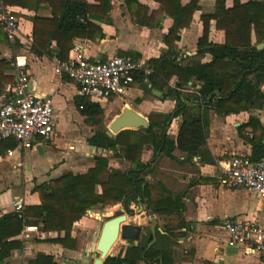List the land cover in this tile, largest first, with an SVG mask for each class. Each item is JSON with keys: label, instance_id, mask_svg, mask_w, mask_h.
Listing matches in <instances>:
<instances>
[{"label": "trees", "instance_id": "trees-1", "mask_svg": "<svg viewBox=\"0 0 264 264\" xmlns=\"http://www.w3.org/2000/svg\"><path fill=\"white\" fill-rule=\"evenodd\" d=\"M199 1L190 0L187 5H182V0H161L159 9L148 16L149 9L140 0H124L132 22L140 27L160 29L166 16L173 21L164 41L171 50L159 59H150L146 66L151 74L138 73L133 85H140L147 93L152 89L165 92V96L176 101V108L170 114H151L148 128L122 131L116 137L110 138L107 129L101 127L88 139V144L113 151L115 159L130 162L132 168L123 171L112 167L109 158L96 157L94 167L85 174L67 173L37 186L34 192L39 196L40 205L26 206L21 218L15 213L0 218V264L13 251L22 249L23 242L15 238L25 227H37L44 234L63 232L65 247L74 249L77 243L73 236L74 227L90 212L122 204L127 212L133 213L132 205L145 203L156 216H178L179 223L162 230L164 233L157 231V242L149 250L147 247L153 240L150 229L144 242L122 249L104 264H176L173 238L177 230L189 226L182 218L185 211L183 196L165 199L153 196L154 186L146 182L152 166L141 161L143 152L145 149L153 151L152 163L160 155L176 159V150L185 153L188 160L197 156L205 159L211 112L227 117L264 108V48L258 49L264 44V0H248L247 3L233 0L231 8L226 6L227 0H218L214 14L202 17L204 32L198 42L196 57L178 61L179 54L174 45L180 40V31L190 26L194 13L200 9ZM7 3L34 11L42 5L48 6L51 18L38 15L30 18L33 24L32 50L36 55L61 61L69 59L77 39L101 42L105 38L102 24L110 23L112 10V0H95L94 3L88 0H7ZM212 20L216 22V29L225 33L224 44L210 42ZM54 42L58 50L55 54L52 51ZM0 44H9L1 25ZM18 47L20 45L16 44L15 48ZM205 56L209 61H202ZM130 60L136 61L134 58ZM13 63L14 58H0V91L15 82V75L9 74ZM174 77L177 83L172 87L170 82ZM191 88L197 93L183 97L184 91ZM216 91L219 95H215ZM75 106L88 121L102 126L105 110L100 103L77 96ZM177 118L182 119V123L174 138L168 134V129ZM238 130L252 146L249 159L254 162L264 159L261 120L251 117ZM15 147L12 140H0V155ZM210 161L215 163L213 159ZM30 264L56 263L52 256L39 254Z\"/></svg>", "mask_w": 264, "mask_h": 264}, {"label": "crops", "instance_id": "crops-1", "mask_svg": "<svg viewBox=\"0 0 264 264\" xmlns=\"http://www.w3.org/2000/svg\"><path fill=\"white\" fill-rule=\"evenodd\" d=\"M88 1L94 3L95 0ZM160 1L140 0L148 7V16L159 9ZM217 1H199L200 9L194 13L190 26L180 31V40L174 45V50L179 54L178 61L196 57L198 42L204 32L202 17L214 14ZM189 2L190 0H182V5H187ZM241 2L247 3L248 0ZM10 6L21 21L22 40L33 42V24L30 18L36 15L44 18L52 17L46 5H42L37 11L19 5ZM226 6L231 8L233 0H227ZM172 24V19L166 16L160 29L140 27L132 22L124 0H112L110 23L102 24L105 38L99 43L77 39L75 45L83 48L85 58L90 61H106L119 56L134 58L135 62L147 67L146 63L150 59H159L171 50L164 41ZM209 40L217 44L225 43V33L216 29L214 20L210 22ZM17 44L20 47L0 44V58L15 59L18 55L17 51H20L19 55L26 56L31 92L37 98L51 102L56 125L51 140L40 142L30 150L16 151L12 157H7L6 152L0 155V218L13 213V203L20 198L25 200L26 206L40 205L39 196L34 192L37 186L67 173L85 174L94 167L96 157L109 158L110 165L114 168L130 170L132 168L130 162L115 159L113 151L106 152L90 146L88 139L101 127L109 128L126 107H130L148 121L153 113L170 114L176 108V101L165 96V92L157 90L162 93L163 98L158 97L153 94V90L156 89H152L150 84L148 88L152 89L151 93L134 84L124 95L113 96L99 102L105 110L106 121L98 129L99 126L88 121L75 106L77 85L68 77L58 76L55 73L57 58L36 55L32 50L33 45L27 47L22 42ZM52 51L54 54L58 51L55 42L52 43ZM202 61H209V57L205 56ZM9 74L15 75L16 80L13 67ZM176 83L177 78L174 77L170 85L175 87ZM184 92L183 96L192 94L194 89ZM75 110L76 114H74ZM251 117L260 119L264 126V108L227 117L211 112L210 133L207 139L208 154L205 159L197 156L188 160L185 153L176 150L174 152L176 159L160 155L152 163L153 151L145 149L143 152L141 161L152 166L146 178L148 183L154 186L153 196L163 199L183 196L182 204L185 206V211L182 218L189 226L177 230L176 237L173 238L176 242V264H264V260L258 254H247L245 248L234 246L222 226L223 220L230 217L264 225V200L247 190L226 187L218 176L220 162L227 161L235 155L250 157L252 154V146L238 130ZM181 123L182 119H174L168 134L176 138ZM211 159L215 163H212ZM19 163H23L24 167H18ZM123 166L126 168L123 169ZM97 189L101 191L100 187ZM94 212H92L93 217L85 216L76 223L74 237L76 230L85 232L93 230L95 233L98 220L94 217ZM156 218L157 220L175 219L176 223H179L178 216H156ZM64 238L63 232L34 233L33 237L27 240L29 251H24L23 247L15 250L2 264H21L24 261L30 263L35 261L39 254L52 256L56 264H93L88 255L83 257L76 247L66 248ZM15 239L22 241L21 234Z\"/></svg>", "mask_w": 264, "mask_h": 264}, {"label": "built area", "instance_id": "built-area-1", "mask_svg": "<svg viewBox=\"0 0 264 264\" xmlns=\"http://www.w3.org/2000/svg\"><path fill=\"white\" fill-rule=\"evenodd\" d=\"M0 25L11 46L22 42L32 47V40H22L21 21L7 0H0ZM19 52H16L18 55L13 63L16 80L0 91V140L16 143L15 149L6 152L7 157H12L16 151L30 150L40 142L51 140L55 131L54 107L50 101L37 98L31 92L26 56L19 55ZM140 72L150 75L152 71L141 63L119 56L92 62L85 58L83 48L78 45L70 52L67 61L55 60V73L68 77L77 85V96L89 97L97 103L124 95ZM17 166L24 167V164L19 163ZM218 176L226 187L247 190L264 200V159L254 162L248 156L235 155L219 163ZM25 207V200L17 199L13 203V213L21 218ZM87 216L93 217V213ZM222 226L234 246L243 247L247 254H258L264 260V225L230 217L223 220ZM38 232L37 227L24 228L21 233L24 251L30 250L27 240ZM21 264L30 263L24 261Z\"/></svg>", "mask_w": 264, "mask_h": 264}, {"label": "water", "instance_id": "water-1", "mask_svg": "<svg viewBox=\"0 0 264 264\" xmlns=\"http://www.w3.org/2000/svg\"><path fill=\"white\" fill-rule=\"evenodd\" d=\"M263 48L264 44L258 46V49ZM200 87L201 86H199V88ZM153 94L163 98L162 93L157 90H153ZM215 95H219V92L216 91ZM210 99L211 97L209 100ZM148 127L149 121L146 118L138 114L130 107H126L124 108L123 112L110 124L106 134L112 138L124 130H136ZM105 151L107 152L109 150ZM146 182H148L147 178ZM138 207V213L140 214L144 212V209H147L151 220L150 229L153 240L147 247V250H149L157 242V230L160 232L161 230L157 227L158 220L154 212L149 209V204L146 203L145 206L139 204ZM112 211L113 212L110 215L108 213H104L102 215L103 218L98 220L94 236L95 242L93 243L91 249L93 252L92 258L94 259L93 264H104L108 258L114 257V255L111 253V250L120 238L121 240L128 243V245L129 243H139L142 239L141 226L128 224L129 216L125 213H122L123 210H120L119 206L113 208ZM159 259L162 262V257Z\"/></svg>", "mask_w": 264, "mask_h": 264}, {"label": "rangeland", "instance_id": "rangeland-1", "mask_svg": "<svg viewBox=\"0 0 264 264\" xmlns=\"http://www.w3.org/2000/svg\"><path fill=\"white\" fill-rule=\"evenodd\" d=\"M93 101V100H92ZM94 102V101H93ZM74 114H76V110L74 111ZM110 119V118H109ZM106 121V117L104 114V117L102 118V123L104 125V122ZM55 121H54V126H55ZM101 126L98 127V129ZM108 130V128H107ZM126 167L123 166V169H125ZM157 194V193H156ZM143 206H145V204H142ZM119 206L120 210H123L122 213H125L129 216L128 218V224H133V225H138L142 227V239L140 242H144L148 236H149V229L151 226V220L148 214V210L144 209L143 213H138L139 207L137 205H132L131 209L134 211L133 213H129L127 212L122 204L117 205ZM114 207H109L106 208L104 210H96L94 212L95 216L97 218V220H99L100 218H103L102 215L105 213H108L109 215L112 214V210ZM176 220L175 219H158V228L160 230H164L168 227H173L176 226ZM163 232V231H162ZM94 236L95 233L93 230H90L89 232H85L82 230H76V249H78V252L84 257H89V260L93 263L94 259L92 258V245L95 242L94 240ZM139 242V243H140ZM139 243H132L134 245H137ZM128 245H126L125 241L121 240V238L116 242V244L114 245L113 249L111 250V253L115 256L118 255V253L120 252V250L126 248Z\"/></svg>", "mask_w": 264, "mask_h": 264}, {"label": "flooded vegetation", "instance_id": "flooded-vegetation-1", "mask_svg": "<svg viewBox=\"0 0 264 264\" xmlns=\"http://www.w3.org/2000/svg\"><path fill=\"white\" fill-rule=\"evenodd\" d=\"M146 204V203H145ZM151 230V229H150ZM158 231V230H157ZM162 231V230H161ZM126 243V242H125ZM126 245H128V243H126ZM133 244L132 243H129V245L128 246H132ZM127 246V247H128Z\"/></svg>", "mask_w": 264, "mask_h": 264}]
</instances>
